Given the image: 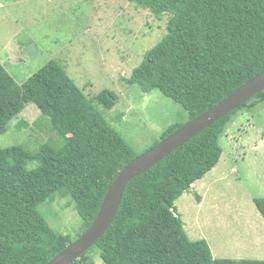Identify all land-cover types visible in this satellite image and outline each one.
I'll use <instances>...</instances> for the list:
<instances>
[{
	"label": "trees",
	"instance_id": "1",
	"mask_svg": "<svg viewBox=\"0 0 264 264\" xmlns=\"http://www.w3.org/2000/svg\"><path fill=\"white\" fill-rule=\"evenodd\" d=\"M127 1L169 16L165 36L128 82L145 92L159 89L184 107L188 121L264 70V0ZM117 97L110 89L86 95L54 60L23 83L0 62V133L29 103L40 110L32 124L17 127L30 128L38 145L0 146V264H45L74 241L39 210L57 194L69 197L81 217L79 235L92 224L116 174L138 156L98 106L111 109ZM253 98L264 103V90ZM246 104L134 177L107 231L70 264H97L96 252L106 264H264L214 257L206 238L188 235L175 207L220 162L221 138ZM184 124H170L152 146ZM47 131L57 139H43ZM255 203L264 216V197Z\"/></svg>",
	"mask_w": 264,
	"mask_h": 264
},
{
	"label": "rangeland",
	"instance_id": "2",
	"mask_svg": "<svg viewBox=\"0 0 264 264\" xmlns=\"http://www.w3.org/2000/svg\"><path fill=\"white\" fill-rule=\"evenodd\" d=\"M169 16L127 0H0V62L19 83L48 61L61 64L88 96L110 89L117 103L98 105L109 122L140 155L172 123L187 122L184 107L159 89L145 92L128 82L145 54L166 34ZM40 115L34 103L16 115L0 146L28 144ZM27 131V132H25ZM57 139L47 131L43 139ZM220 162L175 202L192 239L206 238L216 258L264 259V216L256 197H264V103L253 98L240 110L221 138ZM38 162L29 164L37 167ZM40 212L52 228L80 235L83 222L69 197L55 195ZM97 264H106L94 254Z\"/></svg>",
	"mask_w": 264,
	"mask_h": 264
},
{
	"label": "water",
	"instance_id": "3",
	"mask_svg": "<svg viewBox=\"0 0 264 264\" xmlns=\"http://www.w3.org/2000/svg\"><path fill=\"white\" fill-rule=\"evenodd\" d=\"M264 90V70L196 118L187 121L165 139L132 159L114 177L92 224L45 264H70L92 247L114 220L127 184L167 157L220 118L247 103Z\"/></svg>",
	"mask_w": 264,
	"mask_h": 264
},
{
	"label": "clouds",
	"instance_id": "4",
	"mask_svg": "<svg viewBox=\"0 0 264 264\" xmlns=\"http://www.w3.org/2000/svg\"><path fill=\"white\" fill-rule=\"evenodd\" d=\"M233 121H234V120H233ZM233 121H232V122H233ZM226 131H227V130H226ZM222 147H223V146H222Z\"/></svg>",
	"mask_w": 264,
	"mask_h": 264
}]
</instances>
